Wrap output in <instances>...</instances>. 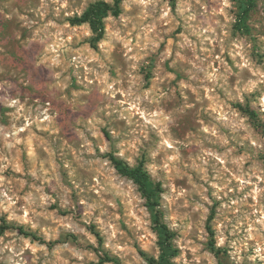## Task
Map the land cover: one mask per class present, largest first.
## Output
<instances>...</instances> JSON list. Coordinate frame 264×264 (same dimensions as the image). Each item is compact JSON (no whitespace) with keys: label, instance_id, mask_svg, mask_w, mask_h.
I'll list each match as a JSON object with an SVG mask.
<instances>
[{"label":"clouds","instance_id":"obj_1","mask_svg":"<svg viewBox=\"0 0 264 264\" xmlns=\"http://www.w3.org/2000/svg\"><path fill=\"white\" fill-rule=\"evenodd\" d=\"M0 264H264V0H0Z\"/></svg>","mask_w":264,"mask_h":264}]
</instances>
